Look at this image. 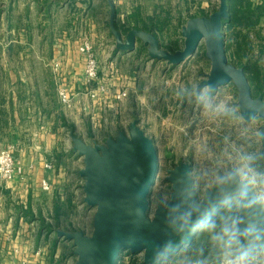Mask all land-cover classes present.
Segmentation results:
<instances>
[{
  "label": "rangeland",
  "instance_id": "1",
  "mask_svg": "<svg viewBox=\"0 0 264 264\" xmlns=\"http://www.w3.org/2000/svg\"><path fill=\"white\" fill-rule=\"evenodd\" d=\"M12 1L0 0V76L17 71L22 80L18 82L16 90L18 88L21 96H23L22 92L25 88L29 86H32L34 92L38 93L37 99L27 100L24 97L25 107L28 103L31 107L54 105L59 109L58 123L53 131L59 138L61 153H67L69 156L68 161L67 159L64 161V166H67L69 172L67 187L63 191L55 189L51 192L59 198V201L51 200L50 198L53 196L49 194L42 196L43 198L38 201L28 202L24 199L22 202L19 201V210L21 215L29 221V224L34 223L36 230L45 233L46 242L51 239L49 264H77L78 257L74 254V243L59 237V232H83L91 236L94 231L97 208L90 207L85 201V180L81 177L84 159L75 152L73 137L81 138L90 145H106L110 139H117L120 133H127L133 122L138 123L139 128L153 142L158 153L157 181L147 197V214L150 215L151 197L154 191L158 188H171L169 177L179 165L192 166L193 161L189 151L191 141L196 137H207L210 141L215 142L219 136L229 130L209 125L192 105L181 104L172 97V89L176 84L190 80L203 83L208 80L212 63L207 56L208 49L205 40L201 42L192 57L179 65H171L167 61L153 59L149 47L143 41L138 40L137 52L139 54L135 61L138 68L144 71V77L140 76L138 84L147 94L148 98L145 103L141 102L142 96L140 99L136 96L128 97L125 104L119 105L113 101L110 102L107 98L99 106L98 104L95 107L89 105V111L78 112L74 107L67 109L60 103L57 94V79L45 64L36 59L38 56L46 57L48 55L47 48L41 47L48 36L47 26H39L40 19L30 14L29 0H21L20 5L14 9L11 8ZM133 1V8L140 6L144 16L153 14L156 10L161 12V7L166 12L172 10L174 16L164 32L162 42L159 41L160 47L164 51L172 50L171 53L185 47L186 38L183 30L188 23L186 21L182 24L185 18H181L179 15V10L184 9L183 0ZM2 2L6 3L2 4ZM205 2V6H211L212 11L219 9L220 0H206ZM25 3L27 6L24 5ZM9 7L10 9H7ZM126 21L127 17L121 19L119 24H124ZM111 27L96 26V34L92 30L93 26H78L76 30L70 31L72 37L79 43L86 39L91 44L93 43L94 48V43H96L108 54L109 57L106 60L99 59L100 76H102L103 70L107 73L109 69L110 72L119 69L116 66L113 68L109 66L115 50L113 45L117 41ZM119 32L122 38H127L128 33ZM177 45L179 46L177 47ZM157 61L161 62V66H158L156 71L152 67L147 71L149 65ZM152 75H156L158 78L153 80ZM102 78L104 77H100L92 86L96 87L97 84H100ZM105 78L106 83L112 87L111 75L109 74ZM60 79L59 83L66 85L67 80L63 73ZM116 81L121 83V89H128L124 80ZM0 82H2L1 78ZM3 82L6 92L9 93V79L6 77ZM102 84L108 87L107 84ZM217 89L222 95L231 97L233 102H238L239 93L233 82ZM137 103L139 104L137 105ZM45 113L47 114V111ZM263 122L264 120L258 121L262 125ZM167 152L170 154L169 157H167ZM60 154H58L59 157ZM30 190L32 192L31 188ZM37 197L40 198V196L35 198ZM61 197L63 198L60 199ZM56 207L60 208L59 211L56 210ZM138 258L137 256L131 257L128 264H140Z\"/></svg>",
  "mask_w": 264,
  "mask_h": 264
},
{
  "label": "clouds",
  "instance_id": "2",
  "mask_svg": "<svg viewBox=\"0 0 264 264\" xmlns=\"http://www.w3.org/2000/svg\"><path fill=\"white\" fill-rule=\"evenodd\" d=\"M172 97L229 131L215 142L194 138L192 166L152 194L149 223L159 241L149 264H264V106L195 80L176 84Z\"/></svg>",
  "mask_w": 264,
  "mask_h": 264
},
{
  "label": "crops",
  "instance_id": "3",
  "mask_svg": "<svg viewBox=\"0 0 264 264\" xmlns=\"http://www.w3.org/2000/svg\"><path fill=\"white\" fill-rule=\"evenodd\" d=\"M29 1L30 14L40 19L39 26H47V31H49L46 41L41 46L47 48L48 55L46 57L38 56L36 59H39L50 70V64L54 60L60 61L63 76L67 80V88L75 99L74 108L76 111H89L91 105L95 107L98 104L99 106L107 98L110 102L113 101L118 105L125 104L128 99L119 102L115 98L117 93L124 90L121 89V83L116 81L120 79L127 83L130 98L136 96L140 99L142 96L141 102L145 103L148 98L147 94L138 84L140 76L144 77V71L138 68L135 61L139 54L137 52L138 43L135 50L123 51L118 46V40L116 41V44L113 45L115 50L109 66L111 68L116 66L119 69L112 72L109 69L107 73L103 70L100 77L104 78L99 82L107 84L105 76L110 74L113 85L111 87L107 84L108 91L100 93L98 98L93 100L90 97V89L95 87H89L85 82V58L79 51L81 42L76 41L70 32L76 30L78 26H93L92 30L96 34V26H116L121 19L128 18L133 11V0ZM20 2L21 0H13L11 8L18 7ZM5 3L2 2V4ZM24 5L27 6L26 3ZM113 34L117 39L114 30ZM122 41L126 42V39L122 38ZM94 45L97 58L106 60L109 56L105 50L100 49L101 47L96 43ZM158 66H161V62H152L147 71L150 70V67L156 71ZM114 72L116 73L114 74ZM2 75L4 76H0L2 80L0 82V150L8 144H15L17 146L16 157L25 166L28 176L23 180L16 178L12 186L9 187L0 182V229L3 230V235L0 237V264H21V260L24 258L29 260V264H49L51 239L45 241V233L36 230L34 223L29 224V221L21 215L19 205L24 199L28 202L38 201L47 194L52 195L53 197L50 199H55L57 202L59 198L51 192L55 189L63 191L67 187L69 172L67 166H64V161L65 159L68 161L69 156L67 153H61L59 138L53 131L58 123L59 109L54 105L31 107L28 103L25 107L24 97L27 100L37 99L38 93L34 92L32 86H29L25 88L22 92L23 96H21L18 88L16 90L18 82L22 80L19 72L11 71ZM6 77L10 81L9 93L6 92L3 82ZM151 78L154 80L158 77L152 75ZM58 154L61 156L59 157ZM46 162L52 164L51 169L45 168ZM44 179L52 184L51 192H43L41 182ZM36 196H40V198H35ZM25 207L27 206L25 205ZM16 248L20 249L18 255L14 254ZM37 250H41L42 254L37 255Z\"/></svg>",
  "mask_w": 264,
  "mask_h": 264
},
{
  "label": "water",
  "instance_id": "4",
  "mask_svg": "<svg viewBox=\"0 0 264 264\" xmlns=\"http://www.w3.org/2000/svg\"><path fill=\"white\" fill-rule=\"evenodd\" d=\"M228 16V0H220L219 9L209 17L189 20L183 30L185 47L176 53L162 50L159 40L151 33L131 30L123 42L115 26L112 29L121 50L133 51L141 40L149 47L153 59L171 65H179L192 57L205 40L212 63L206 83L218 88L233 82L239 93L238 101L252 99L264 106L261 97L254 98L244 69L231 64L225 53L223 28ZM195 24L204 27L193 30ZM73 142L75 152L84 159L81 177L85 180V201L97 211L91 236L83 232H59V237L74 243L77 264H115L119 253L127 250L144 252V261L149 264L151 245L159 241V234L152 231L147 216V197L158 169V153L153 142L136 121L127 133H120L106 145H90L78 137H73ZM166 154L170 156L169 152ZM189 167L181 164L172 174Z\"/></svg>",
  "mask_w": 264,
  "mask_h": 264
},
{
  "label": "trees",
  "instance_id": "5",
  "mask_svg": "<svg viewBox=\"0 0 264 264\" xmlns=\"http://www.w3.org/2000/svg\"><path fill=\"white\" fill-rule=\"evenodd\" d=\"M205 1L183 0L184 9L179 10L180 17L185 18L182 24L191 19L209 17L211 12H216L212 11L211 6H205ZM228 8L229 16L223 28L225 53L231 64L244 69L254 98L264 100V0L260 3L254 0H228ZM165 12L161 7V12L156 10L144 16L142 8L138 6L124 24H116V29L126 34L131 30L145 31L162 42L174 16L172 10ZM59 209L56 207L57 211Z\"/></svg>",
  "mask_w": 264,
  "mask_h": 264
},
{
  "label": "built area",
  "instance_id": "6",
  "mask_svg": "<svg viewBox=\"0 0 264 264\" xmlns=\"http://www.w3.org/2000/svg\"><path fill=\"white\" fill-rule=\"evenodd\" d=\"M254 2L260 3L262 2V0H254ZM79 51L85 58V70H84L85 82L87 86L91 87L100 78L99 59L97 58V53L95 51L93 44H91L86 39H84L81 42ZM50 67L53 75L55 76V79H57L58 81L57 94L60 103L65 108L72 109L75 105L74 96L69 92L67 85L63 83H59V80H61L60 78L62 76V66L60 61L54 60L50 64ZM107 91L108 88L106 87V85L97 84V86L94 89H90V97L93 100L97 99L100 93ZM128 97H129L128 89L122 90L121 92L117 93L115 96L117 101H123ZM16 152H17V146L15 144H8L6 147L0 150V182L6 187L12 186L16 178H20L23 180L26 179V177L28 176L25 166H23V164L16 157ZM44 166L46 169L52 168V164L50 162H46ZM156 181H157V174L154 177L153 185L156 183ZM41 188L44 192H51L53 187L48 180L44 179L41 182ZM147 216L150 217L151 214L150 215L147 214ZM2 235H3V230L0 229V237H2ZM14 254L16 255L20 254V249L16 248L14 250ZM36 254L41 255L42 251L37 250ZM133 256L139 257L137 260H139L140 264H146L144 261L145 259L144 252L132 253L130 250L121 251L118 257L115 259V264H128L130 258ZM21 264H29V260L27 258H24L21 260Z\"/></svg>",
  "mask_w": 264,
  "mask_h": 264
}]
</instances>
